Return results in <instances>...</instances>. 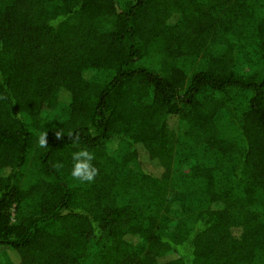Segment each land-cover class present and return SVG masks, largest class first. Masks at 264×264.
<instances>
[{
  "label": "trees",
  "instance_id": "trees-1",
  "mask_svg": "<svg viewBox=\"0 0 264 264\" xmlns=\"http://www.w3.org/2000/svg\"><path fill=\"white\" fill-rule=\"evenodd\" d=\"M0 264H264V0H0Z\"/></svg>",
  "mask_w": 264,
  "mask_h": 264
},
{
  "label": "clouds",
  "instance_id": "clouds-1",
  "mask_svg": "<svg viewBox=\"0 0 264 264\" xmlns=\"http://www.w3.org/2000/svg\"><path fill=\"white\" fill-rule=\"evenodd\" d=\"M59 133H57V137L59 138ZM40 147H46V134H42L39 138ZM94 159L93 153L88 151L87 149H82L76 151L72 154V170L71 176L75 179H78L81 182H89L91 183L97 173L98 169L93 165L92 161Z\"/></svg>",
  "mask_w": 264,
  "mask_h": 264
}]
</instances>
